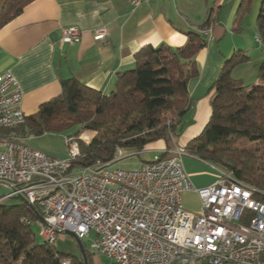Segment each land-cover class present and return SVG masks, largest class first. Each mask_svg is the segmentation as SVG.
Listing matches in <instances>:
<instances>
[{
    "label": "built area",
    "instance_id": "obj_1",
    "mask_svg": "<svg viewBox=\"0 0 264 264\" xmlns=\"http://www.w3.org/2000/svg\"><path fill=\"white\" fill-rule=\"evenodd\" d=\"M146 1L128 4L133 11ZM201 33L208 37L211 30ZM105 35L104 28L94 31L95 40ZM79 39L76 27L62 31L64 43ZM22 99L14 76L0 75V119L23 123ZM65 143L68 156L55 158L17 136L0 141V185L10 191L0 201L22 198L35 205V198L45 195L35 206L47 244L71 232L110 264H264V203L254 197L263 191L223 171L214 184L195 190L182 166L188 153L180 146L136 168L111 167L125 158L122 148L108 163L77 168V141ZM186 192L196 193L198 212L183 207Z\"/></svg>",
    "mask_w": 264,
    "mask_h": 264
},
{
    "label": "trees",
    "instance_id": "obj_2",
    "mask_svg": "<svg viewBox=\"0 0 264 264\" xmlns=\"http://www.w3.org/2000/svg\"><path fill=\"white\" fill-rule=\"evenodd\" d=\"M33 1L0 0V28ZM253 1H241L242 15L236 18L234 31H239ZM212 22L211 11L199 31L211 29ZM255 30L264 50V0L260 1ZM187 38L181 48H140L134 55L133 68L117 74L109 95L76 79L62 80L60 95L41 104L21 125L0 130L1 137L26 139L62 134L78 127L68 136L78 144L79 156L73 162L77 168L110 162L116 148L132 150L139 156L149 145L162 141L166 151L172 150L189 120L187 85L198 75L195 56L207 43L201 33H189ZM246 61V56L235 54L224 63L209 89L213 91L209 121L184 148L196 159L264 192V56L251 86L231 76L232 70ZM85 132L94 133L89 143L79 140ZM240 139L259 149L237 148ZM167 156L159 155L161 159ZM254 197L264 203V195L256 193ZM18 199L21 202L12 206L0 203V264H84L80 254L78 258L70 257L59 253L54 244L37 242L32 227L41 223L39 209ZM83 248L87 264H91L92 252Z\"/></svg>",
    "mask_w": 264,
    "mask_h": 264
},
{
    "label": "crops",
    "instance_id": "obj_3",
    "mask_svg": "<svg viewBox=\"0 0 264 264\" xmlns=\"http://www.w3.org/2000/svg\"><path fill=\"white\" fill-rule=\"evenodd\" d=\"M241 1L147 0L132 11L128 0H34L0 28V75L10 73L17 80L25 116L36 113L41 104L60 95L62 80L76 79L109 95L117 74L133 68L134 55L140 48L183 47L187 34L201 33L200 26L212 11L211 34L206 37V46L195 56L198 75L187 85L189 120L174 144L185 147L209 121L213 95L209 89L224 63L235 54L248 58L240 66L252 63L257 66L263 59L264 50L255 30L256 18L243 15L239 31H234L236 18L242 15ZM70 27L80 31L77 43L62 41V31ZM99 28H104L106 35L95 40L94 31ZM69 132L64 133L65 140L71 135ZM87 133L92 140L94 133L84 134ZM49 135L52 134L39 139L26 138L24 142L42 149L38 143ZM164 151L165 144L158 141L144 152L155 156ZM182 166L195 190L211 186L218 178L207 163L193 156L183 157ZM182 204L194 213L200 208L195 192L182 194ZM103 262L110 264L92 252L91 264Z\"/></svg>",
    "mask_w": 264,
    "mask_h": 264
},
{
    "label": "rangeland",
    "instance_id": "obj_4",
    "mask_svg": "<svg viewBox=\"0 0 264 264\" xmlns=\"http://www.w3.org/2000/svg\"><path fill=\"white\" fill-rule=\"evenodd\" d=\"M260 1L261 0H254L251 6V10L248 13V16L250 18H253V20H255L256 16H257V12L260 6ZM250 20V19H249ZM261 63V62H260ZM242 65V64H240ZM236 66L232 72H231V76L235 79H239L242 84L244 86H251L253 84H255L256 82V76H257V67L259 66V64L257 66H255V64H249L246 66ZM77 127L69 130L70 134L73 135L76 132ZM47 135V134H46ZM66 134H52L49 135L51 137H47L46 139H44V141H42V139H40L38 146H41L42 149H37V148H33L32 146H30L29 144H27L29 147H31L34 150L37 151H41L43 153H45L47 156L50 157H55V158H66L68 156V151H67V147H66V143H65V136ZM84 135V133L82 134ZM40 136V137H31V139H39L44 137ZM237 148H242V149H246V150H252L254 151L255 149H259V146L251 144L249 142H247L245 139H240L236 142L235 145ZM135 152L132 150H127L126 151V156L125 158L119 160L117 163L113 164L111 167L112 168H119V169H130V168H136L138 167V165L140 164L141 161L144 160H148L151 161L153 156L152 154H149L148 152H143L141 153L139 156L134 154ZM134 154V155H133ZM188 157H190L191 155L187 154ZM208 167H210L211 171L214 172L216 174V176H218L219 171H221L220 169L213 167L209 164H207ZM9 189L6 188L3 185H0V198L4 197L5 195H7L9 193ZM21 200L18 198H13V199H7L4 201H0V203H3V205L6 206H12L15 205L17 203H20ZM33 233L35 235L36 241L37 242H41V239L39 237V230H40V225H33L32 227ZM83 246L85 247V249H89V242L87 240H84L82 242ZM54 247L55 249L63 254V255H67L70 257H79V249L78 246L76 244V242L74 241L73 238H71L70 236L63 234V235H59L57 240L54 243ZM96 258V257H95ZM102 264H105L104 262Z\"/></svg>",
    "mask_w": 264,
    "mask_h": 264
},
{
    "label": "bare ground",
    "instance_id": "obj_5",
    "mask_svg": "<svg viewBox=\"0 0 264 264\" xmlns=\"http://www.w3.org/2000/svg\"><path fill=\"white\" fill-rule=\"evenodd\" d=\"M257 41L260 42L258 39H257ZM21 124L22 123L12 125V123H9V120L0 119V130L9 129V128H12V127H15V126H18ZM90 136H91V134L87 133V135H85V134L81 135L80 138H90ZM2 139H7V137H1V135H0V141H2ZM23 201L27 202L29 205H34L33 203L28 202V200H23ZM42 202H45V195H38V198H35V205H42ZM39 225H41V223H39ZM39 237H40V234H39ZM40 239H41V241L47 243V239H45V238H40ZM48 244H54V243H48Z\"/></svg>",
    "mask_w": 264,
    "mask_h": 264
},
{
    "label": "water",
    "instance_id": "obj_6",
    "mask_svg": "<svg viewBox=\"0 0 264 264\" xmlns=\"http://www.w3.org/2000/svg\"><path fill=\"white\" fill-rule=\"evenodd\" d=\"M65 234L74 239V241L76 242V244L78 246L79 253H80V255H81L82 259H83L84 264H87V260H86V257H85V252H84V248H83L82 242L80 240H78L75 237V235L73 233H71V232H65Z\"/></svg>",
    "mask_w": 264,
    "mask_h": 264
}]
</instances>
